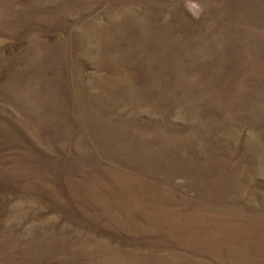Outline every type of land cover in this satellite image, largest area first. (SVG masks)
Masks as SVG:
<instances>
[{
	"label": "rangeland",
	"instance_id": "374dc122",
	"mask_svg": "<svg viewBox=\"0 0 264 264\" xmlns=\"http://www.w3.org/2000/svg\"><path fill=\"white\" fill-rule=\"evenodd\" d=\"M0 264H264V0H0Z\"/></svg>",
	"mask_w": 264,
	"mask_h": 264
}]
</instances>
